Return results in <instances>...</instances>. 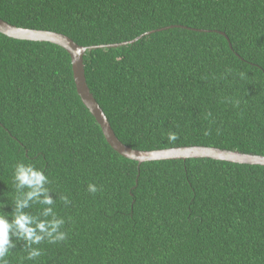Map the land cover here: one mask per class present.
<instances>
[{
    "label": "trees",
    "instance_id": "obj_1",
    "mask_svg": "<svg viewBox=\"0 0 264 264\" xmlns=\"http://www.w3.org/2000/svg\"><path fill=\"white\" fill-rule=\"evenodd\" d=\"M0 17L80 45L155 30L83 56L118 139L142 150L264 154V0H0ZM169 25L180 26L159 29ZM17 160L49 175L68 236L42 243L35 261L18 243L9 264H264V165L187 158L138 166L106 141L62 47L0 33V200L13 193ZM90 182L101 187L95 195Z\"/></svg>",
    "mask_w": 264,
    "mask_h": 264
},
{
    "label": "clouds",
    "instance_id": "obj_2",
    "mask_svg": "<svg viewBox=\"0 0 264 264\" xmlns=\"http://www.w3.org/2000/svg\"><path fill=\"white\" fill-rule=\"evenodd\" d=\"M230 70V69H229ZM239 75L243 78L244 73ZM169 143H174L176 133L168 130L163 133ZM11 182L13 193L0 200V264H9L11 251L20 243L24 250L23 259L35 261L43 251L39 247L47 242L56 244L67 239L64 230L65 219L56 210V200L50 177L41 167L26 160H17L12 166ZM95 195L101 187L88 183L87 189ZM60 201L69 204L67 195L61 194ZM10 206V211H4ZM36 208L33 212L32 209Z\"/></svg>",
    "mask_w": 264,
    "mask_h": 264
},
{
    "label": "water",
    "instance_id": "obj_3",
    "mask_svg": "<svg viewBox=\"0 0 264 264\" xmlns=\"http://www.w3.org/2000/svg\"><path fill=\"white\" fill-rule=\"evenodd\" d=\"M174 26L180 25H169L159 29H165ZM153 31L155 30L146 31L143 34L135 37L134 39L118 43L80 45L64 33L48 29H36L17 26L7 22L6 20L0 17V33L16 39L46 41L54 43L62 47L69 54L76 92L80 96L82 103L95 118L109 145L122 156L137 161L138 166L143 161L163 159L185 160L187 158H211L215 160H223L235 163L264 165V154L262 155L243 152L237 149H227L206 145H181L166 148L142 150L132 148L122 143L118 139L113 129L111 128L109 121L105 116L102 108L94 98L93 94L90 92V89L87 85L84 73L83 56L87 50L126 45L132 43L134 40L140 38L142 35L149 34ZM218 32L224 35L226 39H228L224 32ZM229 46L231 47V43H229Z\"/></svg>",
    "mask_w": 264,
    "mask_h": 264
}]
</instances>
